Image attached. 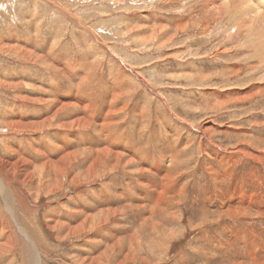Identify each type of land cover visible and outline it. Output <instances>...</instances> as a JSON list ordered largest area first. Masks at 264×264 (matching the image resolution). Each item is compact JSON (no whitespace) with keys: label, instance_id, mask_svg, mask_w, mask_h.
I'll use <instances>...</instances> for the list:
<instances>
[{"label":"rangeland","instance_id":"obj_1","mask_svg":"<svg viewBox=\"0 0 264 264\" xmlns=\"http://www.w3.org/2000/svg\"><path fill=\"white\" fill-rule=\"evenodd\" d=\"M253 2L263 11L237 38L225 29L251 13L239 0L222 26L201 0H0V80L12 83L0 84V156L28 159L37 184L53 142L78 152L82 178L53 171L38 190L13 183L18 220L43 240L40 264H120L133 250L152 256L165 238L167 256L148 264H264V0ZM62 108L71 119L54 117ZM111 113L114 137L100 126ZM16 236L7 263L27 264Z\"/></svg>","mask_w":264,"mask_h":264},{"label":"bare ground","instance_id":"obj_2","mask_svg":"<svg viewBox=\"0 0 264 264\" xmlns=\"http://www.w3.org/2000/svg\"><path fill=\"white\" fill-rule=\"evenodd\" d=\"M201 1H203V3H204V6H203L204 9L203 10H205L206 16L207 17L208 16H212V17L214 16L215 17V23L217 24V26L218 25H221L222 22L225 20L224 19V15L225 16L227 15L226 12L229 14V16L232 14V13L231 14L229 13V8L231 7V5L234 2V0H201ZM196 2H198V1H196ZM239 3H240V5L243 8L242 10H244V9H250L251 10L249 19L247 17L248 15L245 16L243 13L241 14L239 12V15L240 14L241 15L238 17V19H236L237 18L236 15L233 16V17L236 16V18H233L234 20L232 19L233 20L232 21V27H230V29H228V30L225 27L226 28L225 30L229 34V36H231V37H237V38L241 37L242 34H245L246 31H247V33L249 32L248 31V28H249V21L251 20V18L254 15H256V14L257 15H260V13H262V11H263V10L261 11L259 9V7H258V9L256 8V6L254 5L256 3H254L253 0H239ZM238 8H240V7H238ZM204 14H202L203 17H204ZM230 18H232V15H231ZM212 21H213V19H212ZM227 22L229 23L230 22V19L228 21H226V23ZM258 31H261V32H260L258 38L256 36L255 37L257 39H259V38L262 39V37L264 38V25H263V23H262L261 30H258ZM249 36H251V35H249ZM247 37H248V34H247ZM255 37H250V38L253 39ZM252 39H250V40H252ZM250 40L248 39L249 42H250ZM260 40L259 41L256 40V43L257 42H260ZM261 43L262 42H260V45H261ZM262 44H263L262 47L259 46V48H261V50L260 51L259 50L257 51V52H259V53L261 52V53L260 54H256V55H260V59L264 60V49H262V48H264V43H262ZM251 46H253V45H251ZM256 47H257V45H255V48ZM256 49H255V52H256ZM237 51H238V49H237ZM261 55L263 56V58L261 57ZM258 58H259V56H258ZM252 59H256V58H252ZM260 62H262V65L264 64L263 61L260 60ZM248 68H249V71L253 69V67H251V66H248ZM255 71H257V70L255 69ZM262 78L264 79V77H262ZM258 82H259V80H258ZM0 84L1 85H4V87H7V88H10L11 85H12V83H9L8 84L9 86H8L6 83L2 82L1 80H0ZM257 85H258V83H257ZM252 90H254V89L252 88ZM249 91H251V90H249ZM219 95H221V93H219ZM243 97H244V99H246L247 96L245 97V94H244ZM243 97H242V99H243ZM43 101L44 100H42V102ZM81 103H82V105H84L85 115H87L88 113L91 114V110H92L91 107H92V105L91 104H88L84 100H81ZM7 113H9V112H7ZM63 114H66V116L64 117L65 119H71L72 118L71 114L67 110L65 111V109H63V108L60 109L58 111V113L55 114L54 117H56V116H59L60 117ZM8 117H10V116H8ZM84 122H85V119L84 118H81L78 121L79 124L80 123H84ZM73 124H74V122H67L66 123V126L67 127H71ZM16 125H18V126H16ZM117 125H118V122L116 121V114L115 113H111V114H107V117L104 118V120H103V122L101 123L100 126H103L102 127V130L104 132H106V134L108 135V137H114L115 134H111V133H114L115 132L116 129L114 130V128ZM17 127L19 128L18 131L23 130L24 127L30 128V129H36L37 124L36 123H27V124H25V123H22V122H17L15 124V128L17 129ZM12 129H14V128L12 127ZM116 133H118V132H116ZM119 137H117V138L119 139ZM262 142L264 143V141H262ZM51 143L52 144L50 146V148H51L50 151H51V155L53 156V159H51L49 161H45L44 164L42 165V171H43L44 174L42 175V177L39 180V183H37V184L35 183L34 173L33 172H30L28 170L29 169L28 165H29V162H30L28 159L26 160V158L24 159V158L18 157L15 154V151H10V150H9L10 153H12V155H15L17 157L16 158L17 160L11 162V161H9L10 160L9 158H7V157L1 158V156H0V235H1V238H0V264H6L7 263V259L9 260L8 257H10L12 255V253L14 251V248L16 247L17 240H18L17 239V236H16V232L18 234H20L27 241V248H28V256H27L28 262H27V264H40V258H41V252L38 250L39 246L36 245L35 243L38 242V243H41V245H42L43 240H41L40 237L38 236L37 229H35L34 227H32L31 224H29V223H25L24 224V223H22V222H20L18 220L17 210L19 208V200L18 199L20 198V195L18 193V190L13 187V183L16 184V185H18V187L24 188V187L27 186V182L32 181V187H31L32 190H38L39 189V185L42 184V182H40V181H43L44 179L47 178L49 180L48 182H51V172H53V171H56V174H57V177L58 178H63L65 176H67L68 177V180H69V183H72V184H76V183L80 182V180L82 179L80 175H76L74 173V170L75 169L73 168V163H74V161L77 158L78 152H68V153H66L67 151L64 152L65 151V148L62 145H57V144H54L53 142H51ZM114 143H113V145H114ZM18 150H19V148H18ZM110 150H112V149H110ZM99 154H97V153L93 154L94 157H97V158H94V159H92V160H90L88 162V163H91V165L88 167L89 175L90 174L91 175L93 174L94 176H96V174L98 173L97 172V167L100 166V164H101V160H100L101 157L99 156ZM104 154L107 155L108 153L105 152ZM137 154L138 153H136V155ZM260 154H261V152H260ZM111 156H113L112 161L114 163H119L120 160H121V157H122L121 155L119 156V153H113V152H111ZM250 156L256 157L253 154H250ZM11 159H13V158H11ZM129 161L133 162V159H131ZM263 165L264 164H262V166ZM19 168L22 170L21 173H18L19 171H17ZM37 171H38V168H37ZM86 176L87 175H85V177ZM47 195H49V194H47ZM173 212L175 213V215H177L175 211H173ZM50 222L52 223L49 226L50 230L53 231V232L56 231L57 227L54 225L53 220H50ZM87 224H88L87 222L84 223V226H87ZM11 227L14 228V230L16 232L12 231ZM80 229L81 228H77V229H73V230H67L66 228H63V230H61L60 234H62L63 232H67L69 234H72V235L76 236V235L79 234V230ZM25 233L27 234V236H26ZM163 241H165V244H164L163 247L160 248L158 246V247L153 248V249L151 247L149 248L150 249V253L152 254V256H146V258L145 257H141L140 254L137 251L133 250V256H131L129 254V252H128V254L126 255V259L124 260L125 261L124 263L126 264V263H134L136 261L137 262L140 261L142 263H147L148 264V263H151V261H153V259H158V257H159V261L158 262H160L163 258H165L167 256L166 251L168 250V247H169L168 246V243H167V239L165 238ZM134 244L135 243H132V247H135ZM156 249L157 250H161L163 256H159L158 255L157 257L154 258L153 255H154ZM252 253H254V252H252ZM102 256H104V255H102ZM151 257H153V258H151ZM13 260H12V263H13ZM254 260L255 261L254 262H251V263H248V262L247 263L239 262V264H262V262L256 260L255 258H254ZM124 263L121 262L120 264H124ZM7 264H9V262Z\"/></svg>","mask_w":264,"mask_h":264},{"label":"crops","instance_id":"obj_3","mask_svg":"<svg viewBox=\"0 0 264 264\" xmlns=\"http://www.w3.org/2000/svg\"><path fill=\"white\" fill-rule=\"evenodd\" d=\"M213 253H214V252H213ZM190 254H191L192 258H193L192 260L189 258L191 261H194V262H195L197 259L200 258V257H199L200 255L197 254V253H190ZM214 254H215V253H214ZM202 261L204 262L203 264H210L211 262L214 264V261H218V258L215 257L214 260H211V259H210L209 262H207V260H201L199 263H201ZM224 263H227V264H228V262H223V263H219V264H224Z\"/></svg>","mask_w":264,"mask_h":264}]
</instances>
